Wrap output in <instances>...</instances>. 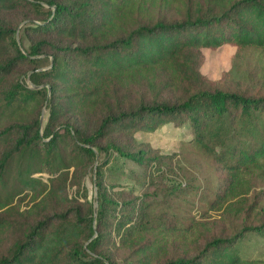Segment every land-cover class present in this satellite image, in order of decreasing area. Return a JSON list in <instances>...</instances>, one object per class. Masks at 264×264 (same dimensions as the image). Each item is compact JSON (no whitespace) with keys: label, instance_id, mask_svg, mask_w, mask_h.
Here are the masks:
<instances>
[{"label":"trees","instance_id":"trees-1","mask_svg":"<svg viewBox=\"0 0 264 264\" xmlns=\"http://www.w3.org/2000/svg\"><path fill=\"white\" fill-rule=\"evenodd\" d=\"M169 10L180 16L168 19ZM27 19L24 48L16 34ZM223 45L264 51V0H0V105L7 118L0 187L11 186L0 205L22 194L42 200V213L29 221L26 214L22 240L8 244L0 264H264V220L250 219L257 211L249 208L230 235L193 249L203 238L198 223L157 221L146 196L106 183V169L112 179L120 172L135 178L138 170L126 165L145 171L158 161L148 143L133 140L136 133L172 126L219 170L211 199L204 195L208 209L242 212L235 201L248 191L247 177L264 184V94L198 84L184 98H158L200 79L193 51ZM44 54L51 66L38 72L35 57ZM18 67L32 70L29 82L39 90L11 79ZM39 91L48 107L43 125L39 113L28 118ZM115 136L129 140L120 144ZM94 149L106 156L95 170L96 210L82 194ZM113 155L121 162L115 165ZM8 222L0 218V227Z\"/></svg>","mask_w":264,"mask_h":264},{"label":"rangeland","instance_id":"rangeland-1","mask_svg":"<svg viewBox=\"0 0 264 264\" xmlns=\"http://www.w3.org/2000/svg\"><path fill=\"white\" fill-rule=\"evenodd\" d=\"M155 9V13H159ZM168 19H176L180 16L179 12L169 10L165 14ZM31 19L24 20L17 29L16 39L22 40L24 48H28V38L24 33V28L29 26L27 23ZM35 22V21H33ZM193 56L197 62L200 79L194 84H183L179 88L171 87L169 90H163L158 98L175 101L184 98L187 92L198 84H203L207 89H219L223 91H244L250 95L264 94V51L253 48H245L238 51L235 47L223 45L216 49H200L193 51ZM35 68L38 72L45 71L51 66V56L44 54L35 57ZM32 70L26 67H18L11 79L15 78L26 87L34 88L29 82L28 76ZM43 87V86H42ZM143 88V87H142ZM145 89V88H144ZM139 95H145L149 99L150 94L146 90H138ZM34 102V111L28 115V118L37 116L42 125L48 119L47 104H42L43 91L37 92ZM42 104V105H41ZM0 105V128L7 122V118ZM9 115V111L6 113ZM135 142L148 143L158 155V161L153 163L150 168L140 171L138 167L131 164L126 165L125 170H138V175L132 178L127 172H120L116 179H112L109 169H106V183L109 185L123 188L127 191H133L134 194L146 196V201L153 210V216L157 221L163 220L174 226L186 227L192 223H198L202 231L203 238L197 244L198 248L202 245L204 239H209L215 235L228 236L238 230L244 219L243 214H248L251 208L253 214L250 219L255 222V216L258 214L259 220H264V184L260 177L255 174L247 177L249 185L248 191L238 198L239 210L230 215H224L221 211H212L207 207V200L204 195L212 196L216 190L217 177L219 170H216L212 157L194 144L188 142L189 135L183 129L172 126H166L153 133H136L133 137ZM113 141L125 144L129 138L126 136H115ZM2 142L0 141V151ZM95 162L90 168L89 173L84 177L83 186L87 197L96 210L97 190L94 185L95 170L98 164L106 156L94 149ZM114 156L115 165L120 161ZM116 170H121L119 167ZM4 180V179H3ZM53 184L48 188L53 189ZM10 182L5 181L4 186L0 187V198L7 199ZM49 190V191H50ZM76 189L71 188L68 194L75 193ZM7 197V198H6ZM42 200L35 202L28 195H20L8 205H0V218H6L9 222L0 227V254L5 252L8 244H15L22 240L26 214L28 221L38 217L42 212H37L36 208L40 206ZM33 210V211H31ZM252 223V221L250 222ZM253 245V242H250ZM121 258L127 256V252L119 253ZM254 257L262 258V253H254Z\"/></svg>","mask_w":264,"mask_h":264}]
</instances>
